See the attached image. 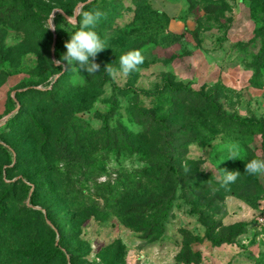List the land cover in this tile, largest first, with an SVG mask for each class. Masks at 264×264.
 Returning a JSON list of instances; mask_svg holds the SVG:
<instances>
[{"label":"rangeland","instance_id":"1","mask_svg":"<svg viewBox=\"0 0 264 264\" xmlns=\"http://www.w3.org/2000/svg\"><path fill=\"white\" fill-rule=\"evenodd\" d=\"M163 1L148 0L147 7L134 12L124 10L129 0H121L124 7L116 8L112 28L95 27L106 38L107 48L95 60L101 66L112 64L118 69L119 57L131 50H141L145 60L128 76L109 77L104 88L77 92L68 103L78 126L97 128L107 118L110 126L122 124L137 134L143 130L137 124L138 112L170 118L176 98L166 89L180 84L215 100L230 118L264 122V0H254L253 6L250 0H186L182 14L173 0ZM81 7L79 0H0V140L10 148L9 158L0 154V264H185L178 257L186 249L198 256L190 255L188 264H264V231L255 227L264 175L244 172L251 159H264L259 134L251 136L227 122L216 131L210 111L190 102L180 104L175 119L201 123L193 130L207 145H184L178 161L184 172L187 166L185 173L191 179L177 187L164 220L157 210L141 216L125 214L123 203L120 209L108 200L112 188L129 190L130 200L136 195V200L151 198L146 187L130 191L129 186L136 175H158L144 155L83 148L80 152L95 167L91 177H82L51 152L44 155L49 160L32 156L30 151H40V143L31 131L10 137L5 125L21 110L17 92L50 88L56 72L68 68V82L86 89L77 65L58 62ZM162 7L171 10L161 13ZM57 14L65 22L56 21ZM174 16L178 19L171 22ZM57 34L59 54H55ZM73 111L63 120L70 119ZM13 123L15 129L19 123ZM48 132L51 137L56 134ZM232 144L238 151L235 160L228 159ZM17 152L26 157L21 165ZM46 160L64 173L60 176L64 189L53 197L42 196L34 206L30 203L34 182H54L50 175L40 176ZM222 169L240 172L227 189L220 184ZM9 187L15 188L14 199L3 209V192ZM31 208L42 216L27 215ZM155 220L163 228L160 233L141 231L145 222ZM20 224L29 225L28 232ZM226 238L230 244H212ZM56 248L62 255L55 253Z\"/></svg>","mask_w":264,"mask_h":264},{"label":"trees","instance_id":"2","mask_svg":"<svg viewBox=\"0 0 264 264\" xmlns=\"http://www.w3.org/2000/svg\"><path fill=\"white\" fill-rule=\"evenodd\" d=\"M250 1L253 6L254 0ZM79 3L82 5L79 14L81 11L94 8H99L104 13V16L96 25L101 27V29H111L116 8L124 7L121 0H79ZM148 5V0H129V4L124 7V10H133L136 12L140 6L147 7ZM66 15L74 16V13L72 11H66ZM54 18L58 22H65L64 17L60 14L55 15ZM78 27L79 25L76 24V28H73L72 31L78 30ZM57 35L55 40V54H59L60 37L59 34ZM69 72V68L65 71L58 70L56 72L58 77L54 80L50 88L44 90L27 88L17 92L16 98L20 103L21 110L14 121H17L19 124L14 129V121H8L5 126L10 129V137L12 136V138L19 131H22V135L26 134L27 131H31L34 135H37L40 143V151H35V148L30 151L31 153L34 152L32 156L39 155V157L50 159L51 157H45L44 155L51 152L53 157L60 163H63L66 169L78 171L82 177H91L92 169L95 167V164L80 152L83 148L88 149V151L95 149V151L115 154L126 153L134 155L140 153L144 155L149 165L158 170V175H136L129 186L132 187L130 191L131 189L139 191L146 187L150 191V199L136 200L138 198L136 195V198L130 200L127 199L130 194L129 190L120 191L119 188L108 190L110 192L108 193V200L112 201L120 209L123 203V212L125 214L141 216L157 210L161 213V220H164L167 217L170 202L174 199L177 187L184 186L191 179L182 170L178 161L179 155L184 152V145L197 142L201 147H205L207 143L205 139L201 138L193 130L197 127H202L201 123L175 119L176 109L180 104L184 105L186 102H190L195 108L210 111L213 117L212 126L216 131H218V125L227 122L241 131L251 132V136L259 134L264 144L263 121L253 120L242 122L230 118L222 112L221 107L215 100L205 96L203 93L194 92L188 86L182 84L167 86V92H169L171 97L176 98L173 104L175 109L172 111L169 119H159L154 114L138 112L137 124L142 125L143 130L137 134L133 130L129 131L122 124L114 127L110 126L107 118L103 119L102 125L97 128L90 127L89 125L85 127L78 126L77 120L74 118L75 112L70 108L68 102H73L72 98L77 92L81 94L82 92H87L92 87L104 88L110 82V78L101 65L100 69L93 75H89L86 70L79 69V75L84 78L83 85L85 84L86 87V89H82L80 85L75 86L68 82L69 75H71ZM54 74L53 71L50 72L51 76ZM10 102L14 107V102L12 100ZM73 105L75 106L76 102ZM9 110H13V108L11 107ZM68 111H73V115H71L70 119L63 120V115L68 113ZM142 118L146 120L143 122ZM59 130L60 132L58 133ZM48 131H56L55 136L51 137ZM211 136V139L217 137L216 133H213ZM0 154L3 157H10V148L6 145L5 140L2 143L0 142ZM15 155L19 165L26 159L25 156H22L23 154L21 152H17ZM27 156L29 157V155ZM48 160L44 161V171L40 176L46 177L50 175L54 182H48L47 180L42 182L36 180L34 182V191L30 199V203L34 206H38L42 196L53 197L57 191L62 190V187L64 189V185H62L60 180V176L62 177L64 173L61 172V169L49 163ZM13 189L15 190V188L9 187L4 190L3 198L5 199V206H3V209L13 201ZM124 194L126 195L122 196ZM26 213L27 215L35 216L37 219L42 216L41 211L34 208L26 209ZM49 217V213H46V218L49 219ZM41 223L44 224V222ZM144 225L140 228L141 231L147 230L149 233L154 231L160 233L163 229L159 220H155L151 224L145 222ZM20 227L25 233L29 230V225L27 224H20ZM225 243L230 244V238L212 241L214 246H220ZM55 250V253L62 255L57 248ZM190 255L198 258L197 254H192L191 250L186 249L179 255L178 261L188 264L191 261L189 258Z\"/></svg>","mask_w":264,"mask_h":264},{"label":"clouds","instance_id":"3","mask_svg":"<svg viewBox=\"0 0 264 264\" xmlns=\"http://www.w3.org/2000/svg\"><path fill=\"white\" fill-rule=\"evenodd\" d=\"M104 13L99 8L81 11L76 17V23L79 25L78 30L70 35V39L64 43L66 52L62 55L58 62L64 66L77 65L79 69L86 70L89 75L95 74L100 69V64L96 63L97 55L106 47V38L101 36L94 30ZM54 28L49 26L48 29ZM145 57L141 50H131L119 57V68L107 64L104 71L113 80L120 74L128 76L129 74L139 70V66L144 63ZM228 159H238V151L236 145L228 146ZM185 172L188 171L184 166ZM223 170L220 178V184L223 188L235 183L240 176L239 171ZM244 172L251 176L264 175V159L253 158L245 164Z\"/></svg>","mask_w":264,"mask_h":264},{"label":"built area","instance_id":"4","mask_svg":"<svg viewBox=\"0 0 264 264\" xmlns=\"http://www.w3.org/2000/svg\"><path fill=\"white\" fill-rule=\"evenodd\" d=\"M259 214L255 220V227L259 231H264V192L258 201Z\"/></svg>","mask_w":264,"mask_h":264},{"label":"crops","instance_id":"5","mask_svg":"<svg viewBox=\"0 0 264 264\" xmlns=\"http://www.w3.org/2000/svg\"><path fill=\"white\" fill-rule=\"evenodd\" d=\"M161 1H163V0H161ZM173 2L176 4V5H178V9H177V13H183L184 11H185V9H186V6L184 5V2L186 3V0H173ZM163 3L166 5V4H169L167 1L166 2H164L163 1ZM159 9V11L161 12V13H168V10H171V8H168V7H162V8H158ZM174 20H172L171 19V22H173V21H176L177 19H178V17L177 16H174V17H172ZM175 24V23H174ZM176 25H177V23H176ZM177 27V26H176ZM178 30H179V27H178ZM176 33H178V32H176ZM180 33V32H179Z\"/></svg>","mask_w":264,"mask_h":264}]
</instances>
